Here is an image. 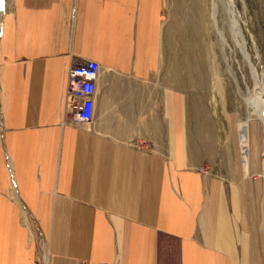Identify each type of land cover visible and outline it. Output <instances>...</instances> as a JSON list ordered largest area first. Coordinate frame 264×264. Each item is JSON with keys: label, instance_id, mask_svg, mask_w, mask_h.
<instances>
[{"label": "crops", "instance_id": "1", "mask_svg": "<svg viewBox=\"0 0 264 264\" xmlns=\"http://www.w3.org/2000/svg\"><path fill=\"white\" fill-rule=\"evenodd\" d=\"M166 4L0 0V264H264V179L188 161L160 77ZM86 59L104 124L66 122Z\"/></svg>", "mask_w": 264, "mask_h": 264}, {"label": "rangeland", "instance_id": "2", "mask_svg": "<svg viewBox=\"0 0 264 264\" xmlns=\"http://www.w3.org/2000/svg\"><path fill=\"white\" fill-rule=\"evenodd\" d=\"M216 1L217 25L211 17L212 0H167L161 81L181 99L178 112L183 115L191 166L220 176L264 179V122L249 103L252 99L258 106L263 103L259 87L264 89V0L234 4L253 65L232 28L228 0ZM95 120L92 125L98 124V115ZM131 124L118 123V127L125 132ZM242 125L249 133L247 155L240 139ZM163 141L156 139V146ZM259 216L264 225V209Z\"/></svg>", "mask_w": 264, "mask_h": 264}, {"label": "built area", "instance_id": "3", "mask_svg": "<svg viewBox=\"0 0 264 264\" xmlns=\"http://www.w3.org/2000/svg\"><path fill=\"white\" fill-rule=\"evenodd\" d=\"M100 63L95 59H86L72 65L68 70L67 93L72 97L71 108L66 122L74 125L91 124L97 113L98 80ZM205 173L208 170L202 168ZM79 264H115L112 262H87Z\"/></svg>", "mask_w": 264, "mask_h": 264}, {"label": "bare ground", "instance_id": "4", "mask_svg": "<svg viewBox=\"0 0 264 264\" xmlns=\"http://www.w3.org/2000/svg\"><path fill=\"white\" fill-rule=\"evenodd\" d=\"M2 2H3V0H2ZM3 4H5V3H3ZM234 4H235V0H228V5L227 6H228V12L230 14V22H231L232 28L234 30V33L236 35V38L238 37L239 43H240V45L242 47V50H243V53H244L245 57L250 62V64L253 65V63L251 62L250 56H249L248 52L246 51V47H245V43L246 42H245V38H244L243 29H242V27L240 25V22L238 20L237 9H236V5H234ZM217 6H218L217 1L216 0H212L211 17L213 18L214 24H216V25L218 23V20H217L218 19ZM235 14H236V16H235ZM218 31L220 32L221 36L223 38H225L224 35H223L222 30L218 29ZM252 72H253V75H254V77L256 79V83L257 84L260 83V80H259V82H257L258 72L256 71V69L254 67L252 68ZM260 90H261V94H262V97H263L262 105L258 106L256 101H255V99H252V102L249 101V103L255 107V109L257 110L258 114L261 116L262 121L264 122V89H263L262 86L259 87V91ZM263 163H264V160H263Z\"/></svg>", "mask_w": 264, "mask_h": 264}]
</instances>
